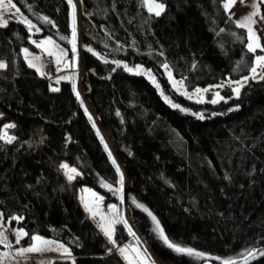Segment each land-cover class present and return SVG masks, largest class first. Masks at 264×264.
I'll list each match as a JSON object with an SVG mask.
<instances>
[{
	"label": "trees",
	"instance_id": "1",
	"mask_svg": "<svg viewBox=\"0 0 264 264\" xmlns=\"http://www.w3.org/2000/svg\"><path fill=\"white\" fill-rule=\"evenodd\" d=\"M76 1L86 100L131 183L118 191L122 170L73 83L62 80L53 91L23 53L39 51L32 36H50L74 55L72 3L12 0L40 29L32 35L16 19L0 26V137L7 122L15 125L11 143L0 138V210L26 230L21 242L42 235L67 244L76 264H126L78 199L89 186L107 201L127 193L135 226L165 264H219L264 249V79L238 96L226 87L225 99L198 102L174 89L164 70L189 89L248 75L262 51L248 50L247 29L225 0H157L165 5L159 16L145 0ZM63 162L79 175L69 181ZM144 208L172 242L206 255L169 248ZM116 239L133 240L122 222ZM247 264H264V255Z\"/></svg>",
	"mask_w": 264,
	"mask_h": 264
},
{
	"label": "rangeland",
	"instance_id": "2",
	"mask_svg": "<svg viewBox=\"0 0 264 264\" xmlns=\"http://www.w3.org/2000/svg\"><path fill=\"white\" fill-rule=\"evenodd\" d=\"M262 1L263 0H243V2H241V0H236L235 4L228 10V12L239 24V22H241L243 17L249 15L253 11H258L259 14L253 17V20L255 21V23L250 24V26L252 27L256 35L259 37V43L261 44L262 47H264V19H262V17H264V14L262 13V9H261ZM5 2L7 3V0H5ZM154 2L163 4L157 0H154ZM254 4L259 6L258 9H254L252 7V5ZM72 5H75L76 50H75L74 55L73 56L69 55L70 57L64 58L62 54L56 48L59 46L54 42L52 38L47 37L46 40L40 42L44 51L33 52L28 48H24V50L25 49L28 50L27 53H25L24 51V56L27 59L29 64L31 62L32 65H34L35 67L39 69L38 72L42 76H43L44 70H46L49 67V63L51 60L57 63L56 62L57 57H59L61 63H64L69 66L70 65L69 58H72L73 68L76 70L73 73L69 74L71 78V82L73 83V85H75L76 93H78L79 96L83 99L84 105L88 113L90 114L93 120V123L95 124L96 129L101 134L104 141L106 142L108 149L113 156V159L116 161V163L119 165L120 169L122 170V173L124 175L123 185L125 189H127V187L131 183V179L129 178L126 170L123 167L121 160L119 159L117 150L115 152L114 149L112 148L109 140L105 136L103 129L101 128L97 120L96 114L90 109L89 104L86 100L87 95H85V90H84V85H83L84 68L78 66V53H77L78 45L79 43L81 44L82 42L81 14L79 17V10H78L76 0H72ZM16 8L18 7L16 6ZM147 8L149 10L148 5H147ZM164 9H165V5L163 4V10ZM150 12L155 13V10L150 11ZM0 15H2L3 19L7 21L9 19H16L20 21H24V20L30 21L24 16V14H22L20 9H19V12H16L15 9H10L7 12L0 9ZM31 24L34 25L33 22H31ZM71 26L73 29V7L71 10ZM31 30H33V28ZM32 35H35V34H32ZM32 37L37 38L35 40L39 42L38 37H34V36ZM48 40H51L52 43L51 44L44 43L45 41H48ZM257 50H261V49H257ZM49 52H51L52 55H49ZM258 55H264V51H262V53ZM255 66L256 65L254 61V67ZM164 70L174 89L176 90L179 89L177 91L181 92L187 97H191V99L196 100V101H199L201 98L203 99V101H212L213 99L216 98L215 94L217 92L220 94L221 97L225 99L223 90L226 87L231 88L232 91L233 89L239 87L240 88L239 94H240L244 85L249 83L251 80L259 79L261 75H264V67H259L257 68V73L255 75V78H253L254 74L251 71V73H249L248 75L242 76L239 79L228 78L222 83L211 84L207 86H200V87H196L195 89H189L182 79L177 78L174 75L173 71L171 70L169 66L167 68L164 67ZM169 72H171V79L169 78ZM65 78H68V76L65 75ZM57 80L55 79L51 80L52 88L58 89L60 87L61 79H59V83L56 82ZM78 81L80 83L81 90L79 88ZM176 82H180V83H176ZM174 83H176L175 87H174ZM198 89L201 91L197 94ZM204 89H208V91H203ZM233 93L236 95L234 91ZM10 124L14 125V122L13 121L7 122L3 126L2 137L5 136V133L7 137H14L9 132V128L11 127L5 128L6 125H10ZM4 139L7 140L6 137ZM62 164L67 165L68 168H75L76 172H78V168L76 166L69 164L67 162H63ZM61 169L63 170L65 176L67 177L66 169L62 167ZM78 199L81 202L82 206L85 208V210L88 212V214H90L93 217L92 220L98 225L99 228L101 224L105 225V227L111 225L112 229L114 230L113 239L116 241L115 245H113L109 241L108 237L104 234V231L102 229H101V232L104 234L105 238L111 245L112 249L116 250L117 253L122 257V259H124V261L127 264H162L163 263L155 255V253L149 248L144 237L141 235V233L135 226V223L132 219V210L129 207V205H127L126 193L125 195H120V202L107 201L106 196H104L103 194L95 190L94 188L89 187V186H83L82 188L78 190ZM89 209H91V211H89ZM120 222L126 225L127 231L129 232L130 236L133 238L132 241H128L122 244L118 243L116 239V230H117V225ZM154 225H155V222H154ZM20 230L26 233L25 229L11 225L10 222L4 218L2 211L0 210V233H3V236L7 238L6 242L3 243L4 247L2 246V248H0V264H55L56 260L64 259V258H70L71 264H76L75 260L71 258V256L70 257L67 256L66 254L63 253V249L58 248V245L62 244L65 248L69 250V246L67 244H65L62 241L48 238L42 235H34V236H39L45 240L53 241L54 243L51 245V247L56 250L54 251L45 250L42 252H30V253H24L23 255H20L19 250L21 248H27V246L32 245V243L29 245H25L21 242L22 239L26 235L20 238L19 243H16L17 236L15 235V233ZM12 242L16 244L13 246ZM121 248L126 250L123 254H121V252L119 251V249ZM249 252H251L252 255H249L248 254ZM261 252H264V249H260V250L249 249V250L244 251L240 255L232 256L228 258H219L218 260H219V264H223L224 261H232L233 264H247L263 256L261 255ZM159 261L162 263H160ZM207 261L211 262L210 260H207ZM211 264L213 263L211 262Z\"/></svg>",
	"mask_w": 264,
	"mask_h": 264
},
{
	"label": "snow or ice",
	"instance_id": "3",
	"mask_svg": "<svg viewBox=\"0 0 264 264\" xmlns=\"http://www.w3.org/2000/svg\"><path fill=\"white\" fill-rule=\"evenodd\" d=\"M236 0H225L224 3V8L225 10H229L234 4H235ZM241 2H243V0H241ZM72 3V0H69V4ZM145 3L148 5L149 7V11H153L155 10V14L157 16H159L161 14V12L163 11V4H159V3H155L154 0H145ZM73 7V29H72V51L75 53L76 50V45H75V39H76V30H75V5H72ZM252 7L254 9H258V5H252ZM0 9H2L3 11L7 12L10 9H15L16 12H19V9L16 8L15 4L12 3V0H7V3L5 2V0H0ZM258 11H253L252 13H250L249 15L245 16L242 18L241 22H239V27L242 28H247L248 31V40L249 43L247 45L248 50L250 52L255 53L257 49H261V51H264V47L261 46V44L259 43V37L256 35V33L253 31L252 27L250 26V24L255 23V21L253 20V17L258 15ZM45 21H47V17L44 18ZM262 19H264V17H262ZM24 23L27 24L29 30H31L34 25L31 24L30 21L24 20L22 21ZM50 22V21H48ZM8 21L4 20L2 15H0V26L2 27H6L7 26ZM44 43H48L51 44L52 41L48 40L45 41ZM40 46V45H38ZM25 53H27V49L24 50ZM89 51H91V49H89ZM49 55H52L51 52H49ZM57 64L60 63V59L59 57H57ZM255 67H253L251 69L253 75V78H255V75L257 73V68L259 67H264V55H257L255 57ZM30 66H33L30 62ZM6 67L5 64L0 63V68H4ZM165 68H167V65H164ZM39 71V69H38ZM129 71H131V69H129ZM169 78L171 79V72H169ZM60 79H63V77H61ZM247 79V78H246ZM260 79H264V75L260 76ZM57 83H59V79L56 81ZM153 83H155V80H153ZM176 83H180V82H176ZM176 83H174V87L176 86ZM73 88H75V85H73ZM53 91H59V89L57 88H53ZM179 90V89H177ZM201 90H197V94L200 92ZM203 91H208V89H204ZM233 91L236 93V95H239L240 92V88L237 87L235 89H233ZM77 96H79V94L77 93ZM216 98L213 99L211 101V103H217L219 100L224 99L223 97L220 96V94L217 92L215 94ZM191 98V97H189ZM198 102H203V99L201 98ZM173 107H179V105H173ZM182 111H187L185 109H181ZM199 115L200 119H203V115L202 114H197ZM89 119H92L91 116H89ZM9 127H15V125H6L5 128H9ZM93 127H95V124L93 123ZM99 134V133H97ZM7 139L8 143H11L12 140L14 139V137H7L6 133L4 137H0V138H5ZM102 139V138H101ZM105 147H107L105 145ZM109 156H111V153H109ZM113 164H115V160L112 161ZM62 168L66 169V174L67 177L69 179V181L73 180L75 178V175H79V173L76 172L75 168H68L67 165H61ZM117 172H119V168L117 167ZM119 183L121 184V188L118 189V191H122L123 188V174H120V181ZM107 186V185H106ZM110 187V186H109ZM138 207H143V205H137ZM89 211H91V209H89ZM144 211L148 212V215L152 217V220L155 222V230L158 232L160 238L164 241V243L169 247L172 248L174 251L178 252V253H186L188 255H195L197 257L203 258L206 254L202 253V252H197L192 248H186V247H181L179 245H177L176 243L172 242L169 240V238L165 235L163 228L161 227L159 221L156 219L155 216L152 215L151 212L148 211L147 208H144ZM19 219V218H17ZM126 223V222H125ZM101 229L104 231V234L108 237L109 241L115 245L116 241L113 239V229L111 227V225L105 227V225L101 224L100 225ZM15 235L17 236V240L16 243L20 242V238L27 235V233H24L22 230L18 231L15 233ZM6 237L3 236V233H0V243H5L6 242ZM32 241H34L35 243H33L31 246L27 247V248H21L19 250V254L23 255L24 253H30V252H42L45 250H50V251H54L56 249L52 248L51 245L54 243L53 241H49V240H45L42 237L39 236H32L31 237ZM58 248L63 249V253L66 254L67 256H71V252L65 248L62 244L58 245ZM119 251L121 252V254H123L126 250L121 248L119 249ZM249 255H252L251 252L248 253ZM261 255H264V252H261ZM223 264H233L232 261H224Z\"/></svg>",
	"mask_w": 264,
	"mask_h": 264
},
{
	"label": "crops",
	"instance_id": "4",
	"mask_svg": "<svg viewBox=\"0 0 264 264\" xmlns=\"http://www.w3.org/2000/svg\"><path fill=\"white\" fill-rule=\"evenodd\" d=\"M26 24V23H25ZM34 24V23H33ZM26 26H27V24H26ZM28 27V26H27ZM29 29V28H28ZM32 34H37V33H39L40 32V29L38 28V26L36 25V24H34V27H33V30H29ZM47 37H50V36H46V37H42V38H39V42H37L35 39H37V38H31V40H32V42L34 43V44H36L37 46L38 45H40V46H38V48H39V51H44L43 50V47L41 46V44H40V42L41 41H44V40H46L47 39ZM51 38V37H50ZM53 39V38H52ZM54 40V39H53ZM55 42V41H54ZM56 43V42H55ZM57 44V43H56ZM58 45V44H57ZM59 47H56L57 48V50L62 54V56L65 58V57H70L69 56V54H68V51H67V49H65V48H63V47H61L60 45H58ZM38 51V52H39ZM23 53H24V48H23ZM77 53H78V66L79 67H82V68H85V60H84V57H83V52H82V49H81V44L79 43V45H78V51H77ZM70 59V65L68 66V65H66V64H64V63H59V64H57V63H55L54 61H50V63H49V67L46 69V70H44V72H43V75L44 76H47L48 77V79L49 80H53V79H55V80H57V79H60L61 77H63V79H61V81L62 80H65V81H71V78H70V76H69V74L70 73H73L76 69H74L73 68V60H72V58H69ZM35 67V66H34ZM35 68H37V67H35ZM37 70H38V68H37ZM65 75H67L68 76V78H65ZM78 83H79V81H78ZM79 88H80V90H81V87H80V83H79ZM63 171V170H62ZM81 203V202H80ZM82 205V204H81ZM83 207V206H82ZM84 208V207H83ZM84 210H85V208H84ZM85 212L88 214V212L85 210ZM88 216H89V218L92 220L93 219V217L90 215V214H88ZM93 221V220H92ZM94 222V221H93ZM95 223V222H94ZM96 224V223H95ZM97 225V224H96ZM97 227H98V225H97ZM98 229L101 231V227L99 228L98 227ZM34 243V241L32 242V244ZM2 244V246L4 247V244L3 243H1ZM16 243H13L12 242V245L14 246ZM30 246V245H29ZM29 246H27V247H29ZM70 250V249H69ZM71 257H72V253H71ZM124 260V259H123ZM126 263V262H125ZM127 264V263H126Z\"/></svg>",
	"mask_w": 264,
	"mask_h": 264
},
{
	"label": "water",
	"instance_id": "5",
	"mask_svg": "<svg viewBox=\"0 0 264 264\" xmlns=\"http://www.w3.org/2000/svg\"><path fill=\"white\" fill-rule=\"evenodd\" d=\"M127 199H128V198H127V193H126V200H127ZM204 264H211V262H209V261H205Z\"/></svg>",
	"mask_w": 264,
	"mask_h": 264
}]
</instances>
